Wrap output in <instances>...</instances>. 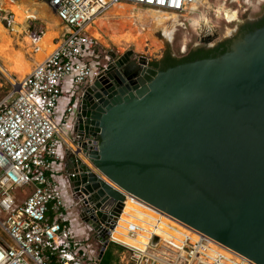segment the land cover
Returning <instances> with one entry per match:
<instances>
[{"label":"water","instance_id":"water-1","mask_svg":"<svg viewBox=\"0 0 264 264\" xmlns=\"http://www.w3.org/2000/svg\"><path fill=\"white\" fill-rule=\"evenodd\" d=\"M35 1L60 19L51 0ZM73 126L69 184L94 230L135 197L264 264V25L220 55L167 69L114 53L84 89ZM101 239L104 253L109 232Z\"/></svg>","mask_w":264,"mask_h":264},{"label":"built area","instance_id":"built-area-1","mask_svg":"<svg viewBox=\"0 0 264 264\" xmlns=\"http://www.w3.org/2000/svg\"><path fill=\"white\" fill-rule=\"evenodd\" d=\"M262 1L244 2L253 5ZM121 3L189 16L202 1L51 0L68 32L55 49L0 100V264H102L106 251L103 253L105 243L101 234L109 232V244L115 241L117 222L114 224V219L110 221L112 228L101 224L96 231L80 217L77 207L82 199L69 184L70 177L77 174L67 171L65 159L69 152L77 153L73 122L84 89L107 69L111 60L107 57L108 61L103 62L98 40L89 28ZM230 3L243 8L240 0ZM240 8H223L228 23L238 20ZM233 13L236 19L229 20L228 14ZM193 22L189 18V23ZM12 23L9 20V24ZM214 35L213 29L202 30L196 44ZM65 96L68 105L63 121L59 122V105ZM62 145L66 147L63 156ZM77 157L97 171L88 157ZM58 164L62 165L60 171ZM27 186L33 188L24 195L22 190ZM63 187L69 194V202ZM70 213H75L86 237L74 234ZM197 234V239L191 236L180 242L172 239L174 242L163 245L154 256L134 250L135 264H228L221 253V244L199 231Z\"/></svg>","mask_w":264,"mask_h":264},{"label":"rangeland","instance_id":"rangeland-1","mask_svg":"<svg viewBox=\"0 0 264 264\" xmlns=\"http://www.w3.org/2000/svg\"><path fill=\"white\" fill-rule=\"evenodd\" d=\"M16 1L18 3L17 8L20 5L23 6V4H25L22 0ZM201 1L202 3L195 7V12L189 16L174 12H167L168 14H164L166 11L153 13L152 11L156 10L154 8L129 3L134 7H132L129 12L131 16L125 18L120 13L112 14V11L118 7L111 8L107 12L106 17H104L105 20L116 23L126 20L124 24L121 23L122 26L124 25L125 27L122 32H129L131 39L129 41L122 40L121 42H117L114 38H112L110 33L106 32L105 29L100 26L99 20H97L91 27L92 29L89 28V31L98 40L99 51L102 53L104 63L108 61L107 57L112 59L114 53L120 56L124 55L128 51H134L135 57L142 55L146 56L150 61V64H152L154 62H161L167 52H171L174 57L179 59L185 57L193 48H195L199 38V33L202 30L213 29L215 36H218L217 40L208 44L210 47H216L228 40H230L231 46L242 36L239 32L242 25L249 20L253 21L257 17L264 16V1H262V4L255 3L252 5L244 2L245 0H240L243 8L238 7L235 3L231 4V0ZM225 3H227L226 6ZM45 6L50 10V16L54 15L49 19L50 22L45 19L27 18L23 21V23H15L16 14L11 3H9V0H0V23L6 29V31L0 32V47L4 50V55L0 54V100L5 99L14 90V84L19 83L27 77L34 67L45 58L46 55L41 53V51H35L37 47L41 48V45L38 42L44 34L51 28L56 32L57 35L53 41V51L56 47L55 44H57L59 40L68 32L66 25L61 21L56 20L53 10L50 9L48 5ZM225 7L241 9L237 21L233 23H228L226 21L223 10ZM139 13H142L141 17H139ZM161 15L166 16V18H162ZM186 17H188V19ZM189 18L193 19L194 22L192 24L189 23ZM9 20H12L13 23L9 24ZM133 37H137V39H134ZM50 45H52V43ZM184 45H187L185 52H183ZM52 51H49L48 49L46 53H50ZM18 58L19 60L23 58V66H26V69H28V71L20 73L21 75L13 73L12 76L4 67H1L3 65H15L19 61ZM32 188L33 187L31 186H27L22 190V193L27 195L30 193ZM69 218L74 234L76 236L86 237V231L81 229L80 221L76 217L75 213L69 214ZM129 222V224H123V226H121L125 230L121 235L125 236V234H138L129 227L131 225L135 226L134 223L131 221ZM179 222L189 229L194 239H197V230L181 221ZM76 230L77 232H75ZM168 232H171V235H168L167 233L166 237H183L179 236L171 229ZM115 239L116 241H112L106 249L107 260L105 264H135V251L125 246L126 243H124L120 238L116 237ZM170 242L174 241L172 238H167L166 240H162L155 248L152 244H150L146 255L154 256L157 254V250H161L163 245ZM220 248L223 250L222 247ZM235 256L239 257L238 255Z\"/></svg>","mask_w":264,"mask_h":264},{"label":"bare ground","instance_id":"bare-ground-1","mask_svg":"<svg viewBox=\"0 0 264 264\" xmlns=\"http://www.w3.org/2000/svg\"><path fill=\"white\" fill-rule=\"evenodd\" d=\"M22 1H24V3L26 5L23 4V6L20 5L17 8V6H18L17 1L16 0H9V3H11L13 10L16 14L15 23H23V21H25L27 18L45 19L46 21L48 20V22H50L49 19L54 16V15L50 16V13H49L50 10L46 6H44V4L42 2L35 1V0H22ZM114 7H118L119 9L118 8L114 9V11H112V14L120 13L125 18H127V17L131 16V14L129 12L132 9V7H134V6H132L130 4L121 3L118 5H115ZM114 7H112V8H114ZM152 12L158 13V11H156V10H153ZM141 14L142 13H139V17H141ZM164 14H168V13L164 12ZM55 16H56V20L60 21V19L58 18V16L56 14H55ZM161 16H162V18H166V16H164V15H161ZM228 18H229V20H235L236 19V13L228 14ZM98 20L100 22L99 23L100 26L103 27L106 32L110 33L112 35V38H114L117 42H121L122 40H127V41L131 40L129 32H122L123 28H125V27H124V25L122 26L121 23L124 24L126 20H124L123 22H120V23H116L113 21H106L105 18H99ZM46 21H44V22H46ZM91 27L92 26H90V28ZM1 31H6V29L0 23V32ZM56 35H57L56 32L54 30H52V28L44 34V36L38 42L41 45V48L39 50V51H41V53H43L44 55H47L48 53H46V51L48 49H49V51L52 50V48L54 46L53 41L56 38ZM133 38L137 39V37H133ZM51 43H52V45H50ZM0 54L4 55V50L1 47H0ZM41 57H42V55H41ZM18 60H19V58H18ZM23 62L24 61L22 58L15 65H12V66H10V65L4 66L3 65L1 67H4L7 70V72H9L13 76V73L20 74V73H24L25 71H28V69H26V66L25 67L23 66ZM129 221L133 222L135 225V226L131 225L129 227L132 228L138 234H134V235H132V234L126 235L125 234V236H123L121 234L124 233L125 230L121 226H123V224H129L130 223ZM170 229L175 231L179 236H183V237H181V238H176L173 236L166 237L167 233H168V235H171V232H168ZM155 234L161 235L163 240H166L167 238H172V239L176 240V242L182 241L184 239V237H187V236L193 237V235L189 231V229H187L185 226H183L178 221V219L168 215L167 213H165L163 211H160V210L152 207L150 204L145 203L144 201H141L135 197H129L127 199L126 205L124 207V210H123L121 216L117 220V225H116L115 230H114V237H113L114 240L116 241L115 238L118 237L124 243H126L125 246H127L133 250H137V251L147 253L148 248H149ZM118 242H120V241H118ZM216 242H217V244H221L218 241H216ZM220 246L223 248L221 253L226 256V258L228 260V262H227L228 264H257L254 261L248 259L247 257L239 254L238 252L234 251L233 249H231L225 245L221 244ZM235 255H238L239 257H237Z\"/></svg>","mask_w":264,"mask_h":264},{"label":"flooded vegetation","instance_id":"flooded-vegetation-1","mask_svg":"<svg viewBox=\"0 0 264 264\" xmlns=\"http://www.w3.org/2000/svg\"><path fill=\"white\" fill-rule=\"evenodd\" d=\"M264 21V16H261V17H257L256 19H254L253 21L252 20H249L248 22H246L244 25H242V27L240 28L239 32L240 34L244 35L250 31H253V30H256L258 28H260L261 26V23ZM226 46L225 47H219L216 46V47H210L208 45H204V44H196L195 45V48H193L187 55H191L192 52H196L200 49H204V50H214V49H217L215 51H213L212 53L209 54V57L211 56H217V55H220L222 54V51L226 48L228 49L230 47V40L226 41ZM219 48V49H218ZM168 53H171V52H167L164 59L167 60L166 56ZM171 55L174 57V55L171 53ZM198 59V57H197ZM196 60V59H195ZM162 62V61H161ZM151 66L155 69V70H158V69H163V63H160V65L158 66H155L153 63L151 64Z\"/></svg>","mask_w":264,"mask_h":264},{"label":"trees","instance_id":"trees-1","mask_svg":"<svg viewBox=\"0 0 264 264\" xmlns=\"http://www.w3.org/2000/svg\"><path fill=\"white\" fill-rule=\"evenodd\" d=\"M263 25H264V21L261 23V26H263ZM261 26H260V27H261ZM226 43H227V42H223V43H221V44L219 45V47H225V46H226ZM218 49H219V48H218ZM215 50H217V49H214V50H204V49H200V50H198V51H196V52H192L191 55H189V56L186 55L185 57H183V58H181V59H179V58H177V57H173V56L171 55V53H168L167 56H166L167 60H166V59H163L162 62H154L153 64H154L155 66H158V65H160V63H163V65H164V66H163V69H167V68H169V67H172V66L178 65V64H180V63H184V62H188V61H193V60L197 59V57H198V59L209 57V54L212 53V52L215 51ZM226 50H227V49L225 48V49L222 51V53H224Z\"/></svg>","mask_w":264,"mask_h":264},{"label":"crops","instance_id":"crops-1","mask_svg":"<svg viewBox=\"0 0 264 264\" xmlns=\"http://www.w3.org/2000/svg\"><path fill=\"white\" fill-rule=\"evenodd\" d=\"M56 45V44H55ZM35 51L36 52H38V50H36L35 49ZM52 51V50H51ZM49 54V53H48ZM47 54V55H48ZM46 55V56H47ZM45 56V57H46ZM45 59V58H44ZM43 59V60H44ZM42 60V61H43ZM65 89H69V86H65ZM67 105H68V98L65 96L63 99H62V101L60 102V105H59V112H58V120H59V122H62L63 121V119H64V115H65V112H66V108H67ZM65 130L66 131H68V127L67 128H65ZM65 151H66V147L64 146V145H62L61 146V153H62V156H63V154L65 153ZM61 167H62V165H60V164H58V166H57V170H61ZM58 179H59V181H61L62 180V178L60 177H58ZM61 183V182H60ZM63 192L65 193V199H66V201H68L69 202V199H70V197H69V194H68V192H67V190L63 187ZM70 214H72V213H70ZM107 258V253L105 252V254H104V256H103V258H102V264H105L106 263V259Z\"/></svg>","mask_w":264,"mask_h":264}]
</instances>
